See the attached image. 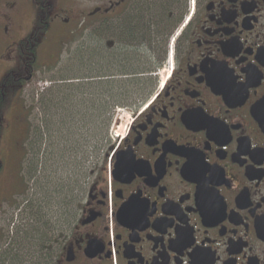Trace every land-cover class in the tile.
Here are the masks:
<instances>
[{"label": "flooded vegetation", "instance_id": "obj_1", "mask_svg": "<svg viewBox=\"0 0 264 264\" xmlns=\"http://www.w3.org/2000/svg\"><path fill=\"white\" fill-rule=\"evenodd\" d=\"M67 1L0 0V92L41 39L54 65L79 39L76 82L116 83L127 122L85 174V155L7 149L0 200L25 202L0 264H264V0Z\"/></svg>", "mask_w": 264, "mask_h": 264}, {"label": "rangeland", "instance_id": "obj_2", "mask_svg": "<svg viewBox=\"0 0 264 264\" xmlns=\"http://www.w3.org/2000/svg\"><path fill=\"white\" fill-rule=\"evenodd\" d=\"M91 1L92 0H68L66 5L71 7L73 6L75 9L85 10L91 5ZM75 22L76 21L73 20L72 24L77 26L78 24ZM56 34L59 35L60 33L56 32ZM56 39H51L49 41L43 39L40 40L42 42L38 46L39 52L36 61L37 67L34 69L33 77L28 81L29 83L23 87V90L20 93H14L12 91L4 98L5 101L1 108L0 161L5 163L7 159L5 152L8 148H11L12 144L18 142L19 146L21 145L20 150L29 151V153H26V161L29 160L30 163L33 164L32 151L37 148L38 143L40 144L41 142V139L37 136V131L39 130L45 134V138H43L45 141L42 143H44L46 147H49V144L50 146L52 145L56 150V154L59 156H61V154L63 156L66 152L70 151L72 154L70 157L71 160H77L81 158L80 155L83 151L85 154V164L78 172L80 174H85L84 171L87 173V170L93 161V149H96L99 154H102L104 150L114 142L116 139L115 134L120 132L117 131L116 126L121 124L123 127V125L127 122L128 113L122 109V106L113 107L107 115L110 119L106 121V138L105 140L98 142L96 141L97 138H95L98 133L93 131V125L90 123L91 120L89 118H87L88 125L86 127H82V124H80L79 126L76 125L75 128H71L72 130H67L73 134L76 132V136H74V138L69 135L68 132L63 130L64 128L58 129L54 126L55 123L61 120V118L67 117V101H69L71 94L66 92L63 97H61V95L52 92L51 88L54 86H60L64 93L65 89H68L67 86L76 85V79L82 76L81 73H78L74 67L67 63V57L70 55L69 51L71 49L74 56H81V52L78 48V43L80 42L79 39H75L73 43L67 45V47L66 45H62L60 49L57 48L58 46L56 47V65H54L55 59L50 61L49 55L45 57V55H47L44 51L45 47H47L49 43H52V47H54V43L57 42ZM15 50L16 62L19 65L20 58L17 54V48H15ZM18 65L16 67H18ZM10 69L11 68L7 63L0 65V83ZM88 74L93 77L97 75L94 72H89ZM46 83L47 86H45V90L40 92L38 84ZM76 129L79 130L77 131ZM52 146L50 148H52ZM26 172H28V169H26ZM15 173H17V171H15ZM48 177L49 176L44 179L47 180ZM35 179L36 177L34 175L31 180L29 179L30 181L27 178L26 181L28 184H26V188L28 187L29 189L27 195H32V192L34 191ZM7 191L10 193L11 187L6 188L5 179L3 181L1 177L0 194H4V192ZM24 202L25 199H20L19 197L12 199L11 202H8V205L6 202H2L0 200V211H4L5 214L0 213V220H3V222L0 221L1 229H4V226L7 223L5 219L10 217L6 211H23ZM21 217L22 216L19 213L13 215L12 218L15 226L19 225L18 223ZM9 232L11 233V230H9ZM1 234H3L2 230H0V236ZM12 241L13 240H8L9 243L6 241L8 246L4 247V250L9 247L11 249ZM12 243H14V241ZM2 244V240L0 239V248Z\"/></svg>", "mask_w": 264, "mask_h": 264}, {"label": "trees", "instance_id": "obj_3", "mask_svg": "<svg viewBox=\"0 0 264 264\" xmlns=\"http://www.w3.org/2000/svg\"><path fill=\"white\" fill-rule=\"evenodd\" d=\"M35 60L36 55L31 57V60L27 62V65H33ZM33 74V67H21L19 71L9 72V74L5 77L4 83L6 84V86L4 87V90L0 92V127L2 119L1 108L5 101V96L12 91L16 92L17 90H19L20 93L23 90V87L27 83H29L28 81L33 77ZM16 75L18 76V78H20V80H18V83L15 82L17 79ZM17 84H19L20 86L16 88V86H18ZM67 87L68 89H65L64 93L63 90H61L62 88L60 87H58L57 91L55 92L56 94L61 95V97H63L66 92L71 95L69 97V101H67V117L61 118V120L55 123L54 126H56V128L58 129L64 128L63 130L68 132L69 135L74 138V136H76V132L75 134H73L67 130H72L71 128H75L76 125L79 126L80 124H82V127H86L88 125L87 118H89L91 120L90 123L93 125V131H96L98 133L95 136L97 140H95L97 142L105 140V129L107 127L106 121L110 119V117L107 115L113 107L120 106L119 103L114 101V97L119 96V86L116 83L104 85L98 81L96 76H94L87 79L86 82H76V85ZM76 130L78 131L79 129ZM37 132V136L41 139L40 144L45 145L44 143H42L43 141H45V139L43 140V138H45V134L43 132H40L39 130ZM93 150L95 151L96 149ZM84 155L85 154L82 151L80 155L81 158L77 160H81Z\"/></svg>", "mask_w": 264, "mask_h": 264}, {"label": "water", "instance_id": "obj_4", "mask_svg": "<svg viewBox=\"0 0 264 264\" xmlns=\"http://www.w3.org/2000/svg\"><path fill=\"white\" fill-rule=\"evenodd\" d=\"M256 112L261 114L260 123L262 124V128L264 130V101L259 104L258 111L256 110Z\"/></svg>", "mask_w": 264, "mask_h": 264}, {"label": "built area", "instance_id": "obj_5", "mask_svg": "<svg viewBox=\"0 0 264 264\" xmlns=\"http://www.w3.org/2000/svg\"><path fill=\"white\" fill-rule=\"evenodd\" d=\"M45 86L46 84H38V87L40 88V90H43ZM115 136L117 137V133L115 134Z\"/></svg>", "mask_w": 264, "mask_h": 264}]
</instances>
